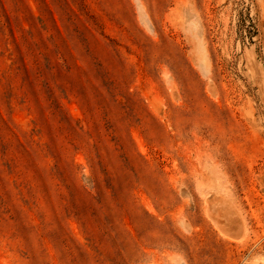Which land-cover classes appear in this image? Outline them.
Listing matches in <instances>:
<instances>
[{
    "label": "rangeland",
    "instance_id": "1",
    "mask_svg": "<svg viewBox=\"0 0 264 264\" xmlns=\"http://www.w3.org/2000/svg\"><path fill=\"white\" fill-rule=\"evenodd\" d=\"M0 264H264V0H0Z\"/></svg>",
    "mask_w": 264,
    "mask_h": 264
}]
</instances>
